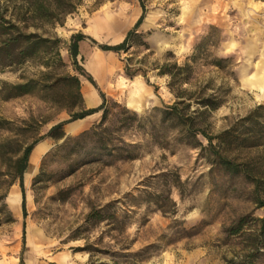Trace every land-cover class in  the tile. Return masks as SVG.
<instances>
[{
	"label": "rangeland",
	"instance_id": "1",
	"mask_svg": "<svg viewBox=\"0 0 264 264\" xmlns=\"http://www.w3.org/2000/svg\"><path fill=\"white\" fill-rule=\"evenodd\" d=\"M51 1V22L37 24L55 25L48 29L63 39L66 67L61 72L77 74L81 87L92 85L98 99L90 101L82 91L86 108L97 107L102 102L100 91L105 92L111 106L106 125L119 124L123 107L142 117V122L114 128L119 145L121 140L138 143L137 158L93 152L91 136L71 141L61 150L57 147L64 138L46 136L33 149L32 172L29 164L24 173V216L19 183L10 184L14 166L0 152V264L22 260L24 264H89L90 253L84 250L88 243L96 249L94 264L116 260L120 264H264V210L258 204V199H264V147L231 152L260 180L259 187L244 175L221 170L210 174L199 150L177 143L173 130L164 137L154 108L175 100L168 78L151 69L148 82L141 74L128 76L124 68L128 57L147 69L154 62L162 63L168 52L182 63L200 44L194 82L210 83L211 91L225 98L211 115V131L218 133L264 104V97L246 82L264 58V0ZM142 5L145 17L129 51L103 50L100 44L123 41L143 13ZM77 32L87 35L80 42L83 73L68 50ZM92 52H99L92 60L102 59L101 70L88 64ZM216 57L229 59L227 66L211 64ZM27 69L33 70L34 65L28 64ZM0 79L17 80L11 71L0 74ZM138 82L147 90L143 107ZM0 113L19 121L35 119L33 129L23 136L27 144L71 117L68 109L37 93L0 102ZM101 119L98 112L72 121L65 125V133L78 136ZM5 135L0 131V141ZM94 208H103L104 220L87 221ZM241 219L242 230L233 233ZM118 251L140 254L119 258L114 256Z\"/></svg>",
	"mask_w": 264,
	"mask_h": 264
},
{
	"label": "trees",
	"instance_id": "2",
	"mask_svg": "<svg viewBox=\"0 0 264 264\" xmlns=\"http://www.w3.org/2000/svg\"><path fill=\"white\" fill-rule=\"evenodd\" d=\"M143 13L135 25L127 32L123 41L117 44H100L106 51H129L135 38L137 30L145 17V6ZM76 7H72V12ZM53 11L51 0H0V74L11 71L16 75L17 80L8 81L0 79V102L8 101L26 94L37 93L45 100L54 105H61L69 110L71 117L50 128L46 135H40L30 144H27L23 136L31 131L34 125V118L29 120H14L0 113V131L6 133L0 141V152L7 154L10 165L14 166L11 172L10 184L19 183L22 192L23 214L26 216V189L24 184V173L30 164V158L35 149L46 136L57 140L64 138L57 149H64L71 141L79 142L87 136L95 138V144L91 148L94 152H104L108 155L116 153L123 158H137L138 143H129L121 140L122 145L117 142L114 128L121 130L129 126V122L140 121L142 117L137 112L123 107L118 117V125H106L111 112V106L105 92L100 91L102 102L97 107L86 108L82 93L81 80L77 74L63 73L61 70L66 67V62L61 53L63 39L48 29V26L38 25V22H51L50 15ZM63 24V20L59 21ZM87 35L83 32L72 34L68 43V50L75 67L84 72L79 65L80 42ZM146 44V43H145ZM146 47L149 48L146 44ZM201 45L195 46L194 53L187 57L184 62H179L175 56L168 52V56L162 63L154 62L147 69L136 66L132 57H128L125 63V73L128 76L143 75L149 82V71L156 69L157 74L168 78L167 85L174 95L175 100L163 107H155L154 110L160 114V123L164 131V137L170 130L176 132L174 140L177 143L187 145L199 150V156L210 165L209 173L216 170L244 175L254 180L257 187L260 180L252 175V171L246 163L239 162L238 158L231 155L235 149H253L264 147V104H259L251 109L246 115L239 117L228 127L218 133L211 131V115L213 111L220 108L225 98L217 91H211L210 83L196 85L194 82L195 65L198 61V51ZM150 55V54H148ZM171 56V57H169ZM229 59L216 57L211 64L225 68ZM28 64H33L34 69L29 70ZM93 84H96L92 77H89ZM64 88V91L60 90ZM158 87L156 86V89ZM64 98L66 103H63ZM120 105L118 102H113ZM102 112V119L89 130L78 136H69L65 133L66 124L84 119L95 113ZM39 124V123H38ZM39 126V125H38ZM36 145V146H37ZM44 160V159H43ZM43 162V161H42ZM41 176H37L39 180ZM177 184L181 182L177 177ZM258 204L264 210V199H258ZM103 208L92 209L87 216V221L97 219L104 220ZM262 231L264 233V217ZM244 219L240 220L233 233L242 230ZM90 253L89 264H94L93 245L87 244L85 249ZM107 253V252H104ZM140 252H121L114 254L115 257L137 256ZM21 264H24L23 260ZM106 264V263H100ZM114 264H120L114 261Z\"/></svg>",
	"mask_w": 264,
	"mask_h": 264
},
{
	"label": "crops",
	"instance_id": "3",
	"mask_svg": "<svg viewBox=\"0 0 264 264\" xmlns=\"http://www.w3.org/2000/svg\"><path fill=\"white\" fill-rule=\"evenodd\" d=\"M146 23H148V20H146ZM145 23V25H146ZM100 26L101 24L98 23ZM99 55V52H92L88 58V64H90L92 58H94L95 56H98ZM100 59V58H99ZM94 70V69H93ZM105 74H104V77L107 76V73H108V68L106 67L105 65ZM264 77V58L261 60V62L259 64L256 65V70L254 73H252L251 75H249L247 78H246V82L252 86V87H255L258 91V96L263 98L264 97V83H259V79ZM138 86L141 87L142 89V94L144 95V101L142 102L141 104V107H143V104L145 103V100L147 99V90L145 88V86L138 82ZM260 87V92H259V88ZM82 91L84 93V95L91 101L92 99H94L95 101H97V94H96V91L94 90V88L92 87V85H83L82 87ZM261 93V94H260ZM263 97H262V96ZM136 110H138V108H135ZM91 116V115H90ZM89 117V116H88ZM87 118V117H86ZM85 119V118H84ZM79 120H82V119H79Z\"/></svg>",
	"mask_w": 264,
	"mask_h": 264
},
{
	"label": "bare ground",
	"instance_id": "4",
	"mask_svg": "<svg viewBox=\"0 0 264 264\" xmlns=\"http://www.w3.org/2000/svg\"><path fill=\"white\" fill-rule=\"evenodd\" d=\"M98 26H100V25L98 24ZM92 65H93L96 69L101 70V68H102V59H101V58H100V59L95 58L94 60L91 61V66H92ZM258 82H259V83H264V77L260 78ZM34 163H36V160L33 159V160L31 161V163H30L29 173L32 172V169L34 168Z\"/></svg>",
	"mask_w": 264,
	"mask_h": 264
}]
</instances>
